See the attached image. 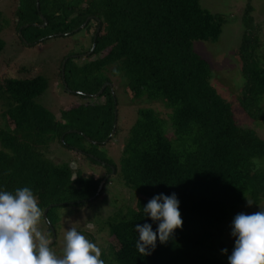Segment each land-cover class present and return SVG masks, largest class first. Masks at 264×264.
I'll use <instances>...</instances> for the list:
<instances>
[{"label":"trees","instance_id":"1","mask_svg":"<svg viewBox=\"0 0 264 264\" xmlns=\"http://www.w3.org/2000/svg\"><path fill=\"white\" fill-rule=\"evenodd\" d=\"M23 1L18 22L27 28L22 36L34 28L33 23H43L41 0V13L36 0ZM57 4L50 9V18L45 15L49 26L62 11L66 18L58 22L64 26L55 23L53 28L63 27L68 34L90 17L85 30L93 33L87 52L92 51L82 66L74 65V60L64 66L70 79L79 88H90V93H98L106 82L122 83L131 97L144 96L158 108L139 107L132 124L123 128L111 85L97 97L103 101L67 112L69 122H54L51 112L37 102L48 87L42 76L21 68L0 78L2 117L14 125L0 151V191L30 188L43 214L54 205L46 216L51 226L56 207L77 201L84 205L104 176L84 180L78 171L47 164L34 147H45L52 136L60 141L74 128L91 129L96 145H104L116 125L108 143L122 136L119 163L135 203L107 219L112 241L101 259L105 264H227L234 248L228 224L247 209L248 200L255 206L264 202V141L253 129L238 125L232 103L220 98L207 61L194 50L196 43L220 35L222 16L204 9L200 0H58ZM34 29L29 35L32 43L42 35ZM261 46L264 38L256 36L252 46L242 49L244 83L235 98L245 116L258 121H264L258 109L264 97V63L256 50ZM2 51L0 40V55ZM89 152L90 148L86 155ZM160 193L176 194L183 226L166 244L157 239L155 250L141 256L135 247L139 235L135 226L148 223L156 231L158 223L145 216L143 208Z\"/></svg>","mask_w":264,"mask_h":264},{"label":"rangeland","instance_id":"2","mask_svg":"<svg viewBox=\"0 0 264 264\" xmlns=\"http://www.w3.org/2000/svg\"><path fill=\"white\" fill-rule=\"evenodd\" d=\"M56 1L58 2V0H41L43 6L41 13L36 0L37 9L42 14L39 18L43 23L35 22L32 25L39 29L42 35L38 41L32 43L29 35L35 32V29L25 31L22 36L21 31L27 26H22L18 22L24 1L0 0V40L3 46L0 55V78L15 75L21 68L32 70L34 76H42L48 87L37 102L51 112L55 117L54 122L64 123L70 121L67 112H76L81 105L86 106L88 103L93 104L103 99H97L98 96L93 97L97 93H90L91 89L86 86L79 88L78 82L71 80L69 73L64 72L68 60H74V65L82 66V60L92 51L91 49L87 52L89 39L93 33L91 29L85 30L90 17L82 26L68 34L62 31L63 27L53 28L52 25L62 24L66 18L60 11L55 14L56 21L52 22V25L49 26L45 21V15H50V18L53 11L50 12V9L54 4L58 5ZM200 4L204 9L221 15L223 23L219 36L196 43L194 50L207 61L211 70L212 86L220 98L232 103L238 125L253 129L264 141V121L245 116L235 104V98L240 96L244 83V77L240 73L241 51L246 45L252 46L256 36L264 38V0H200ZM26 38L30 41L27 42ZM256 50L259 53H257L260 57L259 62L264 63V46ZM105 84L113 86L111 90L114 94V104H117L115 112L117 115L118 111V123L123 128L132 124L139 107L146 108L153 105L144 96L131 97L122 83L112 81ZM153 106L158 108V105ZM258 106V109L264 113V97ZM2 112L0 106V151L3 150L4 137L10 134L9 126L14 127L12 123L3 119ZM95 135L91 129L74 128L62 135L60 141L52 136L45 140L49 142L45 147H34V151L40 153L47 164L61 165L74 173L78 171L84 180L104 176L96 194L84 201V205L80 203L81 201H77L78 204L56 207L55 214L51 218L53 225L50 226L46 219L41 222L40 228L49 237L50 242L53 241V231L55 233L56 240L50 247L57 256L62 255L64 234L70 228H76L86 238L96 243L101 253L107 250L112 241L105 227L107 219L119 209L135 203L129 185L127 186L125 179L122 178L124 175L119 163L124 153L122 136H117L110 143L108 142L111 138L106 140L104 145H96L97 141L92 138ZM64 137H66L65 142ZM88 148L90 152L86 155ZM107 162L112 165L108 164V167ZM73 163L75 167L70 166ZM110 167L113 170L111 173H109ZM115 169L117 174L114 172ZM251 206L240 213L251 214L260 211V208L264 207V202L260 206ZM231 225L232 223L228 224L229 232H232ZM48 226L53 230L52 233L48 231ZM91 233L94 234V238L88 235ZM232 239L234 240L232 245H235L236 237Z\"/></svg>","mask_w":264,"mask_h":264},{"label":"clouds","instance_id":"3","mask_svg":"<svg viewBox=\"0 0 264 264\" xmlns=\"http://www.w3.org/2000/svg\"><path fill=\"white\" fill-rule=\"evenodd\" d=\"M70 166L75 167V163ZM179 203L175 193H160L145 205V216L158 226L156 231L148 223L135 226L139 234L135 247L141 256L155 250L157 239L166 244L175 230L182 228ZM252 203L248 200L249 206ZM42 216L38 198L30 188L0 191V264H105L100 247L76 228L66 231L62 255L57 256L40 228ZM231 228L236 240L229 264H264V209L237 214Z\"/></svg>","mask_w":264,"mask_h":264},{"label":"water","instance_id":"4","mask_svg":"<svg viewBox=\"0 0 264 264\" xmlns=\"http://www.w3.org/2000/svg\"><path fill=\"white\" fill-rule=\"evenodd\" d=\"M108 86H111V85H109V84H105V85L102 87V89H101L96 95H94L93 97H97V96L102 95V94L104 93L105 89H106ZM116 128H117V126L115 125V129H114L112 135H111L109 138H112L113 136H115V134H116ZM114 172H115V170H114ZM53 206H54V205H50V207H49L47 210H45V212H44V214H43L44 219L47 220V217H46V216L48 215L50 209H51ZM52 231H53V230H52ZM52 240H53V241L50 242V246H51V245L53 244V242L56 240V237H55V233H54V231H53V239H52Z\"/></svg>","mask_w":264,"mask_h":264}]
</instances>
